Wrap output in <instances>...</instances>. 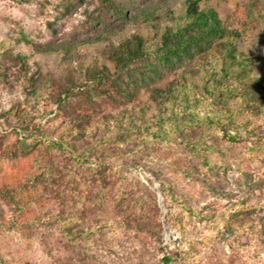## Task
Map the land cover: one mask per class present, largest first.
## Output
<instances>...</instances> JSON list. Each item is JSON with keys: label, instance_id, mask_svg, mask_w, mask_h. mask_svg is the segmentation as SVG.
Masks as SVG:
<instances>
[{"label": "rangeland", "instance_id": "1", "mask_svg": "<svg viewBox=\"0 0 264 264\" xmlns=\"http://www.w3.org/2000/svg\"><path fill=\"white\" fill-rule=\"evenodd\" d=\"M0 264H264V0H0Z\"/></svg>", "mask_w": 264, "mask_h": 264}, {"label": "trees", "instance_id": "2", "mask_svg": "<svg viewBox=\"0 0 264 264\" xmlns=\"http://www.w3.org/2000/svg\"><path fill=\"white\" fill-rule=\"evenodd\" d=\"M200 24H208L207 31L216 33L218 28L220 27V23L214 12L206 11V12H198L196 17V22Z\"/></svg>", "mask_w": 264, "mask_h": 264}]
</instances>
